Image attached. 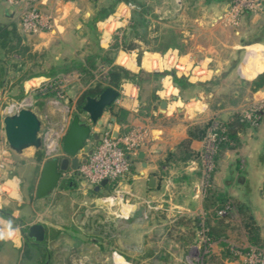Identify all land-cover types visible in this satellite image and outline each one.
<instances>
[{"label":"rangeland","instance_id":"374dc122","mask_svg":"<svg viewBox=\"0 0 264 264\" xmlns=\"http://www.w3.org/2000/svg\"><path fill=\"white\" fill-rule=\"evenodd\" d=\"M41 1L43 5L40 0L36 2L37 12L49 19V23L53 20L55 26L29 34L24 33L18 23L19 9L24 3L11 6L6 0H0V24L12 27L18 35L23 33L22 45L27 47V53L32 57L8 58L1 54L6 73L4 78H0V187L6 180L16 177L21 202L10 200L0 190V213L9 217L15 215L16 221L38 223L48 230L60 231L62 236L54 243L55 247H59L55 264H115V258L124 264L263 263L264 244L260 247L248 244L244 232L240 233L237 229L215 242L206 240L202 232L194 237L181 234L182 223L179 220L182 217L199 218L201 222L204 219L198 215L196 208L202 204L206 187L209 182L212 185L216 170V152L211 153L213 147L210 143L205 142L197 153L199 163L192 159L200 167L198 182L190 178L192 187L182 183L176 188L174 180L182 176L185 167L180 163H167L162 173L155 169L159 178L154 189H144L138 181L141 175L136 173L130 176L129 182L125 181L107 194L92 196L87 188L82 191L78 185L71 191L56 188L44 200H36L30 197L33 194L30 192L31 186L35 184L34 180L30 183V177L38 169L34 160L42 150L35 152L28 148L15 156L8 155L1 124L3 116L22 105L32 109L40 119L41 139L46 132H52V138L59 142L87 83L85 77L75 70L50 77H46V74L51 67L59 69L74 61H82L84 55L97 49L101 50L100 53L113 51L110 57L114 65L132 74L146 76L148 84L140 80L136 82L141 93L158 90L160 79L173 73L191 84L207 87L193 90L192 96L198 95L201 96L198 99L207 100L209 111L216 112L231 106L235 108L232 114L246 119L248 109L259 103L264 104V99L258 102L252 100L255 92L250 91L251 81L264 71V32L259 31L264 28L263 10L241 11L233 17L228 0L217 3H206L205 0ZM107 7H110V11L100 21L102 25H98L97 21L92 32L88 23ZM141 8L147 12L144 16L146 25L138 30L137 35H126L134 13ZM164 29L172 30L179 36L180 48H168L164 52L154 49L157 44L155 38ZM107 36L109 40L104 43L103 39ZM124 37L125 44L132 43L135 47L124 49ZM121 53H133L135 61L132 58L128 61L118 58L122 57ZM146 58L151 61L149 67L145 66ZM106 70L105 65L99 64L92 72L96 73L97 78V73L103 75ZM27 73L35 76L24 80L23 76ZM161 73L165 74L156 82L152 76ZM20 93L23 97L18 99ZM192 96L183 104L194 103ZM177 98L182 102L179 90ZM260 113L252 128H256L264 137V109ZM180 119L179 115L171 120L158 119L152 123V127L172 128L178 126ZM210 121L207 134L214 123H217L214 128L218 129L223 122L216 118L204 123ZM252 128L240 133L243 142L247 133H254ZM134 129L139 130L143 140L138 150L148 149L144 162L149 165H158L160 161L164 163L168 151L151 149L152 142L146 127L126 131ZM161 149L164 150L163 147ZM245 149L243 146L237 147L238 151ZM230 214L237 217L232 211ZM6 220L14 221L11 217ZM234 224L241 226L239 217ZM97 237H108L111 243L103 239L102 247L93 246L88 240ZM221 243L237 249L234 260H217ZM212 256H216V259Z\"/></svg>","mask_w":264,"mask_h":264},{"label":"crops","instance_id":"0c3cea01","mask_svg":"<svg viewBox=\"0 0 264 264\" xmlns=\"http://www.w3.org/2000/svg\"><path fill=\"white\" fill-rule=\"evenodd\" d=\"M123 12L125 11L123 10ZM98 22V25H102L100 21ZM108 40L109 37L107 36L105 40L103 39V42L107 43ZM121 56L122 57L118 58H123L127 61L132 58L133 62L135 61L133 53H121ZM144 62L145 66H150L151 61L148 58H146V61ZM120 65H122L121 59ZM262 70L260 72H262ZM260 72H258L257 74H259ZM170 74L169 77L165 76L160 79V87L158 90H150L145 93H141L139 85L136 82L125 79L121 80L120 87L118 90L119 96L115 103L117 107L116 111L118 109H122L127 112V116L122 120V123L118 124L115 120L114 115L112 114L114 112H112V110H108L107 113L102 117V125L98 128V132L99 130L107 126L113 128L114 125L118 127V132H120L122 129L146 127L148 131V136H150V140L152 142L151 149H158L162 152H165L166 150L169 154L174 153L179 144L183 140L187 139L186 132L190 126L203 125L206 120H214L216 118H220L223 120V122H226L229 120L230 116L233 115L232 113L235 108L231 106H227L222 109L219 108L220 110L216 112L209 111L207 100H202L201 98L198 99L197 97H201L198 95H195V97L191 95L193 99H195L194 103L183 104L184 101L182 100L181 102V100L177 98L178 90L172 86L173 84ZM257 74H255L251 78H254ZM143 83L148 84L146 81H143ZM199 91H201V89ZM199 91H197V93ZM196 98L198 99L197 101ZM251 99L256 102L263 100L264 91L255 92L254 94H252ZM161 100H165L167 102L164 113L159 112V104ZM176 115H179L181 117L178 126L172 128H165L163 126H158L155 128L152 127V123L156 120H171V118L176 117ZM79 116L81 117L82 121H86V116L84 113L80 114ZM111 118H114V123L110 121ZM90 127L91 131L95 129L93 125H90ZM251 130H253L254 133H247L245 135L246 140H244V142L243 139H241L242 136L240 132L237 134V144L234 145L232 148H226L222 150L218 154L217 159L215 161L216 170L212 179V190L214 192L213 200L227 199L231 203L244 205L248 211L247 214L249 217V221H253L255 223V225L259 229L260 237L264 241V137L260 136L256 128ZM170 141L171 143H169ZM95 142L96 141H94L91 137L88 141V144L92 148ZM205 142V139L191 140L188 148L191 152L198 153L201 151ZM238 146H243L246 149L243 151H238ZM162 147L164 148V150L161 149ZM6 150V152H8V155L11 154L10 156L17 155V153L11 151L8 147H6ZM147 151V148H143L142 150H139L137 152L135 156L136 161H134L132 164L131 175H136V173L137 175H141L138 179V181L141 182V186L144 189H154L157 186L159 178L157 173L155 172V169H157L158 171L161 170L162 173V168L167 163H165V161H163L164 163H160V161L158 165H149L145 163L144 159ZM139 152L142 153V158H138L137 155ZM166 157L167 156H165V158ZM192 159L193 158H190L183 164L181 163L185 167L182 173L184 172L183 174L186 177L192 178V180L195 179L194 181H196L197 183L200 175V167L197 163L195 164V162H193L194 160L198 162V160L195 158L194 160ZM34 161L37 166L35 168L38 169L35 170V172L32 171L33 173L30 177V183H32L34 180L36 184V177L38 175V171H40L41 163H39L38 165L36 158ZM71 172V170L67 171L66 173L62 174L61 178L65 177ZM149 175H154L156 177V181L152 187L148 186ZM129 179L130 177H128L127 179H121L117 186L123 185L125 181L129 182ZM18 186L19 180L13 176L12 178L4 182V184L0 187V190L4 191L7 195V198H9L10 200L21 202V195H19L18 193ZM79 186L82 187V191L87 188L82 180L79 181ZM189 187H192L191 183ZM38 200H44V198ZM196 211L201 218H203L205 213L208 212L204 210L203 203H200V205L196 208ZM6 213L8 215V213H10V209ZM235 214L237 215V217H239L237 213ZM10 217L13 218L14 221L6 220H9ZM10 217L0 216V232H3L5 234V238L0 239V264H31L32 260L30 261L24 256L27 247H25V238L23 231H26L27 236V228L35 223H25L21 220L16 221L17 217L15 215H10ZM234 217L235 216L232 215L230 219L233 224L235 222V219L237 218ZM239 222H241L240 217ZM9 227L14 230V234L11 239L7 238ZM236 227L239 228L238 226ZM240 229H237V231H239L240 233L244 232L241 227ZM231 232L233 231L229 230L228 234ZM56 236L62 235L59 234ZM28 239H30L31 242L34 244L35 241L33 239ZM55 242V240L50 242V249L54 250L53 259L54 257L59 256V247L54 246ZM90 242L93 244V246H96L94 241L90 240ZM30 255L32 256V259L35 257V252L33 249H30Z\"/></svg>","mask_w":264,"mask_h":264},{"label":"trees","instance_id":"16d2710c","mask_svg":"<svg viewBox=\"0 0 264 264\" xmlns=\"http://www.w3.org/2000/svg\"><path fill=\"white\" fill-rule=\"evenodd\" d=\"M122 1V0H121ZM129 1V0H124ZM222 0H205L206 3L208 2H220ZM110 11V7H107L106 9H103L99 12L97 16H95L92 21L88 23L89 29L94 32L95 30V23L97 21L103 20L107 14ZM146 10L144 8L139 9V11H136L134 13L133 19L130 23V27L127 28L128 31L126 32V35L128 33H132L133 35H137L138 30L143 28L146 25V19L145 14ZM248 13V12H246ZM130 31V32H129ZM260 32H264V28L259 30ZM24 38L23 33L21 35H18L12 27H9L8 25L0 24V78H4L5 76V67L2 62V55L5 57H15V58H21L22 56L28 57V59H32L30 55L27 53V47L22 45V39ZM142 39H144L142 37ZM155 41L157 42L156 48H154L156 51L164 52L168 48H180L181 44L179 41V36L176 35L172 30L164 29L159 37L155 38ZM126 38H123V45L122 47L126 50L132 49L135 47L132 43L125 44ZM101 50L97 49L96 52H89L86 55H84L82 61H74L71 64L64 65L60 67L59 69L51 67L49 69V73L46 74V77L53 76L57 73L62 72H68L71 70H75L78 73H80L82 76L85 77L87 86L85 90L80 95L78 102L75 107V113L74 114H83L82 107L85 103L86 97H97L104 89L107 87H111L119 90L120 87V81L121 80H131L138 82L139 80L143 82L146 78H144L142 75L139 74H132L128 71H126L124 68L114 65L112 63V58L110 57L111 53L113 51H103V53H100ZM99 64L105 65L107 67V70L103 75L101 73H97L98 77H95V74L92 71H95L97 69V66ZM165 73L161 74H155L152 77L157 80L158 78H161L164 76ZM172 77V84L176 88H178L180 97L183 101L188 99L192 95V91L197 88L207 89V87L203 84H191L187 82L184 78H177L173 73L170 74ZM31 76H35V74H28L23 76V79H28ZM146 77V76H145ZM144 78V79H143ZM147 80V79H146ZM145 80V81H146ZM52 87V86H51ZM50 87V88H51ZM49 88V89H50ZM264 89V71L260 73L253 81L250 83V91L257 92V91H263ZM23 97V94H19L18 99H21ZM108 110H111L109 108ZM73 114V115H74ZM115 117V120L118 124L122 123V120L127 116V112L118 109L114 113H112ZM211 125V121L209 123L203 124V125H195L190 126L187 129V139L183 140L177 149L174 151V153H169L167 157L165 158V163H171V165H174L173 163L177 164H183L185 161L189 160L190 158H195L199 160V155L197 153H193L189 150V143L191 140H204L207 134V129ZM254 127V124L244 119L243 117L239 116L238 114H233L230 116L229 120L226 122H222L218 129H215L216 139L214 140V147H215V154H214V161H216L218 154L226 149V148H232L234 145L238 142L237 134L240 132H243L247 128ZM254 129V128H252ZM127 129H122L120 132H124ZM39 154L42 153L39 152ZM176 156H178L176 158ZM130 161V167L127 174H125L123 177L116 178L112 181L107 182L103 187L99 188L98 191H93V188H87L88 193L90 195L98 196L100 194H107L111 189L116 187L119 183V181L124 177H130L132 172V164L135 160V157H129ZM81 178L77 175H74L72 173L66 175L65 177L61 178L59 184L57 185V189L60 191H71L76 189V187L79 185V181ZM174 183L176 184L175 187H179V184L182 185L185 184L186 186L190 185L191 179L189 177H186L184 174H182L181 177L175 178ZM181 188V187H180ZM31 192V191H30ZM31 194V193H30ZM214 192L212 190V185H209L206 187L205 190V196L203 198V208L205 211H208L204 215V219L201 222L199 218H190V217H182L179 221L181 224V234H184L185 236L194 237L198 232L201 233L205 237L206 240L209 242H215L221 237H225V234H228V231H234L235 229H240L244 231V234L246 235V239L249 244L253 246L260 247L264 244L263 239L260 237L259 229L255 225L253 221H249L248 217V211L246 207L242 204L237 203H231L227 199H214ZM31 198H35L32 194L30 196ZM229 206V209H228ZM220 210H226L225 215L219 216L217 214ZM237 213L239 217L241 218V226H238L237 228L233 222L230 221L231 214L230 212ZM230 215H229V214ZM1 216H3L2 213H0ZM4 215L3 217H5ZM44 227V226H43ZM45 229V238L44 241L38 242L34 244L31 242L30 239L26 236V231L24 232V238H25V247H27L25 250L24 256L28 260H32L31 264H55L56 260H53V253L54 250H51L50 242L57 241V239L60 236H56L59 234H62L60 231H56L53 229ZM95 238V237H94ZM103 239L107 240L109 244L111 243V240L108 237H97L96 239H91V241H94L95 245L97 247L103 246ZM88 240V241H90ZM82 241V240H81ZM80 241V242H81ZM84 242V241H82ZM32 243V244H31ZM49 243V245H48ZM184 244H189V242H184ZM30 249H33L35 252V257L32 259V256L30 255ZM237 249H233L230 245L226 243L220 244V251L219 255L217 256V260H234L237 257ZM55 258V257H54ZM212 258L216 259V256H212Z\"/></svg>","mask_w":264,"mask_h":264},{"label":"water","instance_id":"95a60500","mask_svg":"<svg viewBox=\"0 0 264 264\" xmlns=\"http://www.w3.org/2000/svg\"><path fill=\"white\" fill-rule=\"evenodd\" d=\"M119 92L111 87L104 89L97 97H86L82 107V112L86 116V121H82L79 114L71 116L68 127L61 139V158H51L41 161V154L36 156V161L41 163L39 177L34 196L38 199L47 197L59 184L62 174L71 170L78 175L77 169L86 163L91 154V147L88 144L92 137L94 141L98 139V128L102 125V117L111 108L115 112L116 100ZM175 99V98H174ZM167 102L161 100L159 112L164 113ZM114 123V118L110 119ZM4 140L7 147L19 154L23 150L32 148L35 152L42 149L41 121L36 113L30 108H21L15 113L8 114L1 119ZM90 125L95 129L91 131ZM118 133V127L113 126L112 138ZM138 158H142V153H138ZM156 181L154 175L148 176V186L152 187ZM107 183L101 181L93 187V191H98ZM78 218V217H76ZM27 237L35 242H41L44 238V228L41 224H33L27 228Z\"/></svg>","mask_w":264,"mask_h":264},{"label":"built area","instance_id":"2783aa9c","mask_svg":"<svg viewBox=\"0 0 264 264\" xmlns=\"http://www.w3.org/2000/svg\"><path fill=\"white\" fill-rule=\"evenodd\" d=\"M11 6H18L24 3L22 9H19L20 14L18 17V23L24 33L36 34L37 31L44 30L46 28H53V20L50 21L47 18H43L37 12L36 2L37 0H6ZM230 1V13L233 17L244 12H255L263 10L264 0H228ZM40 4L43 5L40 0ZM22 105L15 109L18 111ZM264 109V104L253 105L247 110L245 115L246 120L252 123L259 119L261 110ZM10 113V114H12ZM208 131L205 141L210 143L213 147L212 152H215L214 140L216 139L215 126ZM64 129L59 142H56L52 138V132H46L42 138V161L51 158H61L63 156L61 151L60 141L64 136L66 129ZM112 127L107 126L102 128L98 132V139L91 148V154L88 156L85 164L80 165L77 169V173L87 188H93L101 181H112L116 178L123 177L129 171L130 161L129 157H135L139 151V146L142 145V138L139 130H129L124 132H118L115 138H112ZM210 154V153H209ZM205 154L203 155V158ZM72 174L75 173L72 171ZM219 216L225 214V210L217 212ZM256 257V256H255ZM261 264H264L261 263Z\"/></svg>","mask_w":264,"mask_h":264},{"label":"clouds","instance_id":"9594fccd","mask_svg":"<svg viewBox=\"0 0 264 264\" xmlns=\"http://www.w3.org/2000/svg\"><path fill=\"white\" fill-rule=\"evenodd\" d=\"M13 234H14V230L11 227H9L7 238L11 239ZM4 238H5V234L3 232H0V239H4Z\"/></svg>","mask_w":264,"mask_h":264},{"label":"flooded vegetation","instance_id":"af4514ba","mask_svg":"<svg viewBox=\"0 0 264 264\" xmlns=\"http://www.w3.org/2000/svg\"><path fill=\"white\" fill-rule=\"evenodd\" d=\"M60 145H61V141H60ZM39 172H40V171H38L37 181H38V177H39ZM36 185H37V182H36V184H33V185L31 186V187H32V188H31V189H32L31 192L33 193V196H34V193H35V190H36ZM34 197H35V196H34ZM35 198H36V197H35ZM44 238H45V236H44ZM44 238H43L42 241H44ZM42 241H41V242H42ZM54 259L56 260V257H55ZM54 259H53V260H54Z\"/></svg>","mask_w":264,"mask_h":264},{"label":"bare ground","instance_id":"6f19581e","mask_svg":"<svg viewBox=\"0 0 264 264\" xmlns=\"http://www.w3.org/2000/svg\"><path fill=\"white\" fill-rule=\"evenodd\" d=\"M115 264H124L120 259L115 258Z\"/></svg>","mask_w":264,"mask_h":264}]
</instances>
